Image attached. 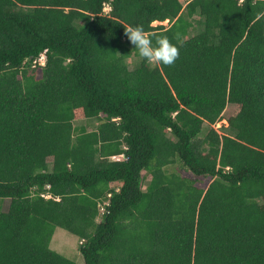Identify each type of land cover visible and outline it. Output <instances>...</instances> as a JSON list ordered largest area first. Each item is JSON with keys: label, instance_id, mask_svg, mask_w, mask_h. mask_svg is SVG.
I'll list each match as a JSON object with an SVG mask.
<instances>
[{"label": "trees", "instance_id": "1", "mask_svg": "<svg viewBox=\"0 0 264 264\" xmlns=\"http://www.w3.org/2000/svg\"><path fill=\"white\" fill-rule=\"evenodd\" d=\"M57 227L84 264H264V0H0V264H80Z\"/></svg>", "mask_w": 264, "mask_h": 264}, {"label": "rangeland", "instance_id": "2", "mask_svg": "<svg viewBox=\"0 0 264 264\" xmlns=\"http://www.w3.org/2000/svg\"><path fill=\"white\" fill-rule=\"evenodd\" d=\"M109 10H110V6L106 5L104 11L108 12ZM159 24L168 26V21H165L162 23L157 21L156 23H154L155 26ZM198 30H199V27L197 26L194 28V30H192L191 34L192 35L196 34ZM128 62H129L130 68L133 69L134 67L137 66V63L139 62V60L135 56H133L132 58L128 60ZM234 110H235V106L229 105L227 109L225 110L222 119L217 124L214 125L215 129L218 130L220 134H223L225 132V129L228 126V119ZM74 125L76 127L84 125L88 128L89 131H91L97 127L98 121L95 119L93 120L78 119L74 122ZM168 170L170 172H173V171L179 172L182 176L195 177L192 173L186 170L181 165V163H176L175 165L170 166ZM149 181H150V177L147 176L143 182L144 191L146 190ZM200 181H201L200 184L203 186L204 184L208 183V181L210 180L201 178ZM8 207H9V203L6 201L4 203V210L8 209ZM99 220H101V218H99ZM81 243H82V240L79 237L70 233L64 228L57 227L55 229L50 245L55 251L63 254L67 258L73 261H76L80 264H84L83 256L79 250V246Z\"/></svg>", "mask_w": 264, "mask_h": 264}, {"label": "clouds", "instance_id": "3", "mask_svg": "<svg viewBox=\"0 0 264 264\" xmlns=\"http://www.w3.org/2000/svg\"><path fill=\"white\" fill-rule=\"evenodd\" d=\"M125 33L133 49L147 61L171 65L179 56V48L167 35L153 38L147 34L143 24H130Z\"/></svg>", "mask_w": 264, "mask_h": 264}, {"label": "built area", "instance_id": "4", "mask_svg": "<svg viewBox=\"0 0 264 264\" xmlns=\"http://www.w3.org/2000/svg\"><path fill=\"white\" fill-rule=\"evenodd\" d=\"M46 61H47L46 53H43V54L40 55V57L37 60L34 61L33 65H34V67H37L38 65L44 67L46 65ZM122 158H123V155L113 156L112 160L119 161ZM43 196L49 197V198L51 197L50 194H46V195L44 194ZM100 211H101L102 214L105 213V211H106L105 205L100 204Z\"/></svg>", "mask_w": 264, "mask_h": 264}, {"label": "crops", "instance_id": "5", "mask_svg": "<svg viewBox=\"0 0 264 264\" xmlns=\"http://www.w3.org/2000/svg\"><path fill=\"white\" fill-rule=\"evenodd\" d=\"M6 201H7L8 203L10 202V200H6ZM6 201H5V202H6Z\"/></svg>", "mask_w": 264, "mask_h": 264}, {"label": "bare ground", "instance_id": "6", "mask_svg": "<svg viewBox=\"0 0 264 264\" xmlns=\"http://www.w3.org/2000/svg\"><path fill=\"white\" fill-rule=\"evenodd\" d=\"M154 23H156V22H154Z\"/></svg>", "mask_w": 264, "mask_h": 264}]
</instances>
